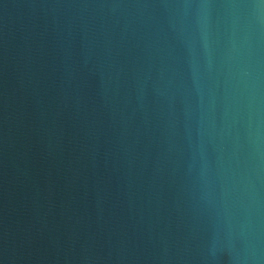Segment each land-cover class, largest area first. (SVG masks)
<instances>
[{"label":"water","instance_id":"1","mask_svg":"<svg viewBox=\"0 0 264 264\" xmlns=\"http://www.w3.org/2000/svg\"><path fill=\"white\" fill-rule=\"evenodd\" d=\"M0 264H264V0H0Z\"/></svg>","mask_w":264,"mask_h":264}]
</instances>
